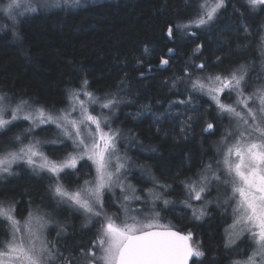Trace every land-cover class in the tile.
I'll return each mask as SVG.
<instances>
[{
	"label": "snow or ice",
	"instance_id": "snow-or-ice-1",
	"mask_svg": "<svg viewBox=\"0 0 264 264\" xmlns=\"http://www.w3.org/2000/svg\"><path fill=\"white\" fill-rule=\"evenodd\" d=\"M81 2L28 0L24 4L22 0H7L0 11L15 26L24 13L62 5L76 7ZM246 3L253 12L264 11V0ZM185 6L189 9L186 18L165 25L169 42L176 43L177 38L181 41L178 48L199 39L197 31L209 30L227 9L228 0H185ZM240 29L245 37L253 36L243 19ZM257 31L258 75H253L257 65L251 60L223 72L208 71L222 64L224 57L216 56L215 61L202 59L204 44L197 43L179 69L182 75L174 74L163 81L169 92L182 95V99L168 101L160 113L154 112L150 104H141L135 113H125L137 123L150 115L152 126L164 136L168 133H161L158 124L166 117L176 119L180 135L174 140H187L192 125L201 122L202 134H219L210 145L211 155L202 149L196 164L186 158L184 167L174 175L165 171L163 179L154 174L152 165L138 163L128 154L136 146L151 154L157 153V148L144 147L133 129L117 123L122 106L136 103L125 98L126 72L115 91L103 93L91 90L85 74L79 87L65 89L63 106L59 107L0 91V137L19 129L6 143H0V180L17 176L14 168L22 166L48 181L47 191L54 202L49 211L43 203L29 200L26 215H18V201L0 199V264H203L205 252L201 241H194L193 231L179 228L162 215L173 212L182 219L177 206L190 211L191 219L198 222L211 218L208 208L214 206L224 219L223 247L231 253L229 264H264V25ZM13 36L23 39L15 30ZM249 46L250 42L243 46L238 43L236 50ZM153 50L145 46L142 54L150 55ZM167 54L178 53L168 48ZM141 65L144 60L135 58V66ZM169 68V59L161 57L157 70ZM146 71L152 72L151 64ZM140 75L148 79L144 72ZM201 101H206L207 106ZM175 105L185 111L176 112ZM24 124L27 127H22ZM38 132L52 135L42 139ZM185 169L191 174L180 179ZM68 177L78 183L65 184ZM133 179L140 185L150 183L151 187H138ZM177 187L184 195L178 203L168 198L173 193L180 194ZM61 206L84 217L82 228H94L88 244L79 247L78 256L65 255L61 250H67L61 241L68 235L67 222H61L56 214ZM108 208L116 211L110 213ZM162 220L168 222L161 223ZM50 229L55 230L54 238L49 236Z\"/></svg>",
	"mask_w": 264,
	"mask_h": 264
},
{
	"label": "trees",
	"instance_id": "trees-1",
	"mask_svg": "<svg viewBox=\"0 0 264 264\" xmlns=\"http://www.w3.org/2000/svg\"><path fill=\"white\" fill-rule=\"evenodd\" d=\"M228 1L227 9L220 13L209 30L205 32L193 28V31H197L199 39L182 43L179 48L177 45L181 44V41L178 38L176 43H171L166 38L165 25L172 20L186 18L189 9H186L185 0L84 1L76 7H51L25 15L19 18L20 22L15 26L6 24L7 21L3 18L5 22H2L0 17V23L8 26L0 30V91L15 93L25 98L31 97L59 107L63 106L65 89L79 87V81L85 74L91 90L103 93L115 91L117 82L125 78L126 72L128 88L125 98L136 103L122 106L117 123L122 128L133 129L143 141L144 147L154 145L157 148L155 154L138 153V163L152 165L154 174L162 179L165 171L174 175L185 166L186 158H191L193 164H196L201 158L202 149L211 155L210 145L217 140L215 136L202 134L201 122L199 125H192L187 140H174V136L179 137L177 129L174 128L173 122L166 118L158 124L161 133H168L164 136L157 133L152 126L150 115L143 117L141 123H137L132 116H126L125 113L139 111L141 104H150L154 112L160 113L167 108L168 101L182 99V95L169 92V86L163 81L174 74L182 75L179 69L197 43L204 44L202 59L215 61L216 56L224 57L222 64L208 69L210 72L226 71V67L235 61L252 60L255 40L242 34L240 21L243 19L251 30H258L264 22V11L257 10L256 17L250 14L243 1ZM1 3L3 0H0ZM14 30L20 33L22 40L14 38ZM249 42L250 46L246 50L243 47L240 51L236 50L238 43L243 46ZM145 46L150 50L154 49L150 55L142 54ZM168 48L175 49L178 54L168 55ZM137 57L144 60V65L135 66ZM161 57L169 59L171 68L157 70ZM124 61L127 62L126 67ZM148 64L152 65L150 73L146 71ZM259 64L260 56L257 53V70ZM137 67L139 71L136 70ZM141 72H144L148 79H144L140 75ZM158 100L161 101L160 104H157ZM201 104L207 106L206 101H201ZM22 127H27V124ZM16 131L19 129L14 128L12 132L0 137V143H6L8 137ZM37 135L43 139L48 133L38 132ZM133 148L136 156L138 146ZM21 172L12 178L5 177L0 180V199L12 198L18 201V214L26 213L29 200L34 204L43 203L47 210H53L54 202L50 199L46 187L48 181L32 175L24 168ZM190 174L191 172L185 169L179 178ZM72 178L68 177L65 182ZM145 184L151 186L150 183ZM176 192L184 197L180 188L177 187ZM180 194L173 193L170 199L178 203L181 200ZM208 211L211 218L206 217L203 222L192 220L191 212H185L182 206L176 207V212L183 216L182 219L173 212H165V216L179 228L191 229L195 234L194 241H201L202 250L205 252L203 264H229L228 256L231 253H227L223 247L224 219L214 206H210ZM56 212L61 222H67L65 226L68 235L61 241L67 250H61L65 251V255L71 253L78 256L79 247L88 244L94 228H82L84 218L71 208L61 206ZM243 246L245 245L240 247Z\"/></svg>",
	"mask_w": 264,
	"mask_h": 264
},
{
	"label": "rangeland",
	"instance_id": "rangeland-1",
	"mask_svg": "<svg viewBox=\"0 0 264 264\" xmlns=\"http://www.w3.org/2000/svg\"><path fill=\"white\" fill-rule=\"evenodd\" d=\"M83 1H85V0H83ZM82 1V2H83ZM86 1H91V0H86ZM92 1H98V0H92ZM81 2V3H82ZM7 3V0H3V3H1L0 4V7H2L3 6V4H6ZM22 3H24V4H27L28 3V0H22ZM67 7V6H66ZM29 14H32V13H24V15L23 16H25V15H29ZM22 16V17H23ZM0 17H1V21L2 22H5L3 19H5L6 21H7V23L6 24H12L13 25V23H12V21H11V19L7 16V14H5L4 12H2V11H0ZM3 18V19H2ZM19 18H21V17H19ZM225 24V22H223L222 23V25H224ZM263 25H264V23H263ZM8 26H4V25H2L1 23H0V30H3V29H6ZM193 31V30H192ZM258 70H259V68H258ZM257 70V71H258ZM174 108H175V111L176 112H179V111H182V112H184L185 111V109L184 108H182V107H180L179 105H175L174 106ZM179 110V111H178ZM166 119L167 120H169L170 122H173V124H174V128H176L177 129V133H178V136L180 135L179 134V126H178V123H177V121H176V119H169V118H167L166 117ZM227 121H225V123H226ZM114 126V125H113ZM115 127V126H114ZM54 131V130H53ZM51 135H52V133L51 132H49L48 133V136L47 137H45V138H43V139H47V138H51ZM219 135V134H218ZM218 135L217 136H215L214 138H216V139H218ZM139 147L140 146H138V149H137V154H136V156H135V154H134V152H135V149L134 148H130V151H129V155L133 158V160H135V161H137L136 160V158H138L139 157V155H138V153L140 154V153H142V155L143 154H146V153H143L140 149H139ZM47 150V149H46ZM134 156V157H133ZM23 169V167L21 166V167H16V168H14V171H16L18 174H20V173H22L21 172V170ZM24 173V172H23ZM136 175H138V173H133V176H136ZM10 178H12V177H10ZM84 178H88V177H84ZM132 182L134 183V184H136L138 187H151V186H149V185H146V184H143V185H140L139 184V181L137 180V179H133L132 180ZM76 183H78V181L73 177L72 179H69L68 181H66L65 182V184H67V185H69V186H72V185H74V184H76ZM213 196H215L216 195V193L215 192H213V194H212ZM172 196V195H171ZM168 198H170V196L168 197ZM184 198V197H183ZM182 200V199H181ZM133 206H136V205H133ZM194 206H198V205H194ZM105 207L107 208L108 207V203L107 202H105ZM210 207V206H209ZM60 209V208H59ZM109 209V212L111 213V212H115L116 211V209L115 208H108ZM160 209V206L159 205H157V210H159ZM59 211V210H58ZM57 213V212H56ZM79 214V213H78ZM19 215V214H18ZM24 215H26V213L24 214ZM80 215V217H82V218H84L81 214H79ZM162 215H164L165 216V212H163L162 213ZM161 223H167V221L166 220H162L161 221ZM54 232V234H55V230L54 229H50V231H49V236L51 237V234ZM55 237V236H54ZM53 237V238H54ZM244 247H246V245L245 246H243L242 248H244Z\"/></svg>",
	"mask_w": 264,
	"mask_h": 264
},
{
	"label": "flooded vegetation",
	"instance_id": "flooded-vegetation-1",
	"mask_svg": "<svg viewBox=\"0 0 264 264\" xmlns=\"http://www.w3.org/2000/svg\"><path fill=\"white\" fill-rule=\"evenodd\" d=\"M239 1H243L244 2V4L243 5H245V7H246V9L250 12V14H252L253 16H256L257 17V11H255V12H253V11H251L250 9H249V6L247 5V3H246V0H239ZM229 2V1H228ZM264 23V22H263ZM263 23H262V25H263ZM253 38H254V42H253V58H252V60L251 61H253L256 65H257V53H258V56H260L259 55V52L257 51V42H258V40H257V37H258V31H257V28L254 30L253 29V36H252ZM242 61H244V60H242ZM239 62H241V61H235L231 66H229V67H226L227 69H229V68H231V67H233L235 64H237V63H239ZM253 75L254 76H256L257 75V67H256V69L254 70V72H253ZM253 83H256V81L254 80L253 81ZM227 123V122H226ZM180 198L181 199H184L183 197H182V195L180 194ZM55 236V234L54 233H52L51 234V237L50 238H53Z\"/></svg>",
	"mask_w": 264,
	"mask_h": 264
},
{
	"label": "bare ground",
	"instance_id": "bare-ground-1",
	"mask_svg": "<svg viewBox=\"0 0 264 264\" xmlns=\"http://www.w3.org/2000/svg\"><path fill=\"white\" fill-rule=\"evenodd\" d=\"M82 1H83V0H82ZM85 1H86V0H85ZM91 1H92V0H91ZM83 2H84V1H83ZM87 2H88V1H87ZM62 6H63V5H62ZM62 6H61V7H62ZM64 7H66V6H64ZM10 29H11V28H10ZM6 31H7V30H6Z\"/></svg>",
	"mask_w": 264,
	"mask_h": 264
},
{
	"label": "water",
	"instance_id": "water-1",
	"mask_svg": "<svg viewBox=\"0 0 264 264\" xmlns=\"http://www.w3.org/2000/svg\"><path fill=\"white\" fill-rule=\"evenodd\" d=\"M194 259V258H193Z\"/></svg>",
	"mask_w": 264,
	"mask_h": 264
}]
</instances>
